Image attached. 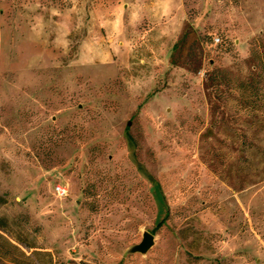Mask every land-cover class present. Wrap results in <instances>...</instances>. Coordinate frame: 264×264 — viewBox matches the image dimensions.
<instances>
[{
	"label": "rangeland",
	"instance_id": "rangeland-1",
	"mask_svg": "<svg viewBox=\"0 0 264 264\" xmlns=\"http://www.w3.org/2000/svg\"><path fill=\"white\" fill-rule=\"evenodd\" d=\"M0 264H264V0H0Z\"/></svg>",
	"mask_w": 264,
	"mask_h": 264
},
{
	"label": "water",
	"instance_id": "water-1",
	"mask_svg": "<svg viewBox=\"0 0 264 264\" xmlns=\"http://www.w3.org/2000/svg\"><path fill=\"white\" fill-rule=\"evenodd\" d=\"M154 244V235L149 231H144L142 239L139 243L134 244L131 248V252H146Z\"/></svg>",
	"mask_w": 264,
	"mask_h": 264
},
{
	"label": "trees",
	"instance_id": "trees-1",
	"mask_svg": "<svg viewBox=\"0 0 264 264\" xmlns=\"http://www.w3.org/2000/svg\"><path fill=\"white\" fill-rule=\"evenodd\" d=\"M221 73H226L225 70H222V69H215L213 71V77H212V80H217L218 76H220L219 74ZM241 85L243 83H240ZM146 177L148 178V180H150L154 185H156L157 187L159 186V183L153 178L151 177L150 175L146 174ZM162 224V220H160L159 222L156 223V226L154 228V231L157 230L159 228V226Z\"/></svg>",
	"mask_w": 264,
	"mask_h": 264
},
{
	"label": "built area",
	"instance_id": "built-area-1",
	"mask_svg": "<svg viewBox=\"0 0 264 264\" xmlns=\"http://www.w3.org/2000/svg\"><path fill=\"white\" fill-rule=\"evenodd\" d=\"M220 39L219 37H215L214 38V41L215 42H218ZM54 192L58 195V196H63V195H66L67 194V189L62 186L61 184H57L55 185L54 187Z\"/></svg>",
	"mask_w": 264,
	"mask_h": 264
}]
</instances>
